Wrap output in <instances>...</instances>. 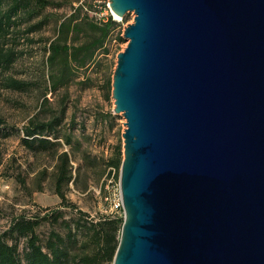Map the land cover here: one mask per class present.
<instances>
[{
    "label": "water",
    "instance_id": "95a60500",
    "mask_svg": "<svg viewBox=\"0 0 264 264\" xmlns=\"http://www.w3.org/2000/svg\"><path fill=\"white\" fill-rule=\"evenodd\" d=\"M127 125L113 264H264V0H110ZM115 17V16H114Z\"/></svg>",
    "mask_w": 264,
    "mask_h": 264
},
{
    "label": "rangeland",
    "instance_id": "374dc122",
    "mask_svg": "<svg viewBox=\"0 0 264 264\" xmlns=\"http://www.w3.org/2000/svg\"><path fill=\"white\" fill-rule=\"evenodd\" d=\"M11 1L6 0L5 9ZM49 1L54 4L41 9L31 0L28 8H22L20 16L14 17L9 33L0 37L4 48H12L16 53L15 62L0 76V234L21 215L35 216L38 208L63 212L59 223L42 220L38 234L43 242L52 231L67 238L66 222L72 224L75 232L80 212L91 218L115 212L111 208L119 201L117 188L115 195L106 200L101 187L108 159L118 144L123 147L124 158L123 133L127 121L122 113H114L113 76L118 54L129 42L124 36L125 29L135 19L134 12L120 19L114 17L110 0ZM81 4L83 14L87 13L89 18L101 21L112 16L121 26L107 40L105 48L97 52L96 62L76 70L65 86L48 90L50 102L44 103L54 71L47 64L48 46L57 37L61 21ZM31 27L33 30L29 31ZM9 78L28 82L29 86L25 90L8 88L6 80ZM64 107L61 149L70 153L74 172V181L66 188V196L76 209L62 206L55 193L56 159L50 152L33 154L22 142L23 129L31 119L50 120L60 115ZM83 232H76L77 243L69 244L73 254L92 251V246L84 248L82 245L87 239ZM23 246L24 242L20 245L21 251Z\"/></svg>",
    "mask_w": 264,
    "mask_h": 264
},
{
    "label": "trees",
    "instance_id": "16d2710c",
    "mask_svg": "<svg viewBox=\"0 0 264 264\" xmlns=\"http://www.w3.org/2000/svg\"><path fill=\"white\" fill-rule=\"evenodd\" d=\"M26 1V2H25ZM31 0H12L8 9H5L6 0H0V37H5L14 23V17L20 16L22 8H28ZM40 8L52 6L49 0H34ZM84 5L74 8L73 12L65 17L59 24L57 37L48 46V67L54 70L49 78L50 86L46 88L44 103H49L47 92L55 91L68 84L74 77L75 71L95 63L96 54L104 49L107 40L111 37L121 23L109 16L106 20L97 21L83 14ZM33 27L29 29L32 31ZM123 41L122 37H119ZM106 49V53H108ZM16 60L15 51L5 49L0 43V76L5 74ZM8 88L25 90L28 82L9 78L6 80ZM66 115L64 107L61 114L50 120L33 118L23 129L22 142L33 154L50 152L56 159L55 164V193L59 196L62 206L76 209L70 204L66 196V188L74 181L73 164L68 151L61 149L62 136L60 127ZM70 143V140H66ZM123 161V147L118 144L107 165L113 166L118 171ZM102 197L106 195L101 188ZM106 213L99 218H91L80 212L79 219L75 222L76 231L70 222L68 237L52 231L46 241L43 242L38 234V227L42 220L50 219L55 223L63 217L61 211L38 208L35 216L21 215L16 218L7 231L0 234V264H113L121 237L124 223L122 213ZM83 230L87 237L82 244L84 248L92 246V251L75 253L71 252L69 244L77 243L76 232ZM24 242L23 251L20 245Z\"/></svg>",
    "mask_w": 264,
    "mask_h": 264
},
{
    "label": "built area",
    "instance_id": "2783aa9c",
    "mask_svg": "<svg viewBox=\"0 0 264 264\" xmlns=\"http://www.w3.org/2000/svg\"><path fill=\"white\" fill-rule=\"evenodd\" d=\"M117 175H118V171L116 170V168L113 166H109L103 178L102 187L104 188V190L106 189L105 190L106 200H109L113 194L115 195L114 192L116 191V188H117L118 193H119V201L117 204H115V208H111V210L115 212H121L124 217V210H123V204H122L121 193H120V175H119V179H117Z\"/></svg>",
    "mask_w": 264,
    "mask_h": 264
},
{
    "label": "bare ground",
    "instance_id": "6f19581e",
    "mask_svg": "<svg viewBox=\"0 0 264 264\" xmlns=\"http://www.w3.org/2000/svg\"><path fill=\"white\" fill-rule=\"evenodd\" d=\"M117 19H120V17H118V16H116V15H114Z\"/></svg>",
    "mask_w": 264,
    "mask_h": 264
}]
</instances>
